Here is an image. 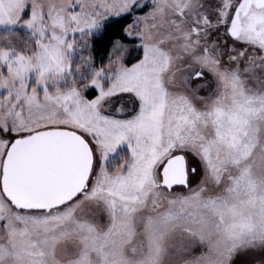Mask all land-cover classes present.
I'll return each mask as SVG.
<instances>
[{
    "label": "snow or ice",
    "instance_id": "1",
    "mask_svg": "<svg viewBox=\"0 0 264 264\" xmlns=\"http://www.w3.org/2000/svg\"><path fill=\"white\" fill-rule=\"evenodd\" d=\"M0 264H264V0H0Z\"/></svg>",
    "mask_w": 264,
    "mask_h": 264
},
{
    "label": "trees",
    "instance_id": "2",
    "mask_svg": "<svg viewBox=\"0 0 264 264\" xmlns=\"http://www.w3.org/2000/svg\"><path fill=\"white\" fill-rule=\"evenodd\" d=\"M103 49V40H101L100 44L98 45V54H97V58L99 59V52H101Z\"/></svg>",
    "mask_w": 264,
    "mask_h": 264
}]
</instances>
